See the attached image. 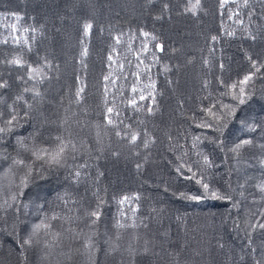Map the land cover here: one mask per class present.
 <instances>
[{
  "label": "trees",
  "instance_id": "16d2710c",
  "mask_svg": "<svg viewBox=\"0 0 264 264\" xmlns=\"http://www.w3.org/2000/svg\"><path fill=\"white\" fill-rule=\"evenodd\" d=\"M0 129V264H264V0H0Z\"/></svg>",
  "mask_w": 264,
  "mask_h": 264
},
{
  "label": "snow or ice",
  "instance_id": "6c2138e0",
  "mask_svg": "<svg viewBox=\"0 0 264 264\" xmlns=\"http://www.w3.org/2000/svg\"><path fill=\"white\" fill-rule=\"evenodd\" d=\"M199 2V0H197V3ZM193 11L195 10V6H194V8L192 9ZM91 25L90 24H88V25H85V29H86V34H87V30H89V29H91ZM17 63H18V61H16ZM247 79V78H246ZM143 98V97H142ZM109 111H111V110H109ZM0 131H3V129H0ZM245 143H250V142H248V141H245ZM63 151H64V147H60L59 148V150L57 151V152H55L54 154H52L51 155V160L53 161V162H55V163H59V157H60V155L63 153ZM38 158H42V157H39L38 156ZM19 163H22V161L21 162H19ZM77 175H78V173H77ZM204 187L205 188H207V185H204ZM213 196H215V193H213ZM194 199H195V197H193ZM91 215L92 216H94V217H97L98 218V213L97 212H93V213H91ZM53 218H55V217H53ZM45 227H47V225H44ZM37 228H40L41 227V225H37L36 226ZM261 227H264V225H261ZM25 243H29V241H25Z\"/></svg>",
  "mask_w": 264,
  "mask_h": 264
}]
</instances>
